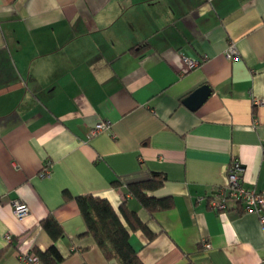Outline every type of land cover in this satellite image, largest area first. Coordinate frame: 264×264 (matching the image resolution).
I'll return each mask as SVG.
<instances>
[{
    "label": "crops",
    "instance_id": "obj_1",
    "mask_svg": "<svg viewBox=\"0 0 264 264\" xmlns=\"http://www.w3.org/2000/svg\"><path fill=\"white\" fill-rule=\"evenodd\" d=\"M202 85L211 94L191 111L182 100ZM256 100L264 101V0H0V264L50 246L58 264H117L83 235L64 191L134 211L156 235L129 232L143 264H259V217L234 202L217 213L207 200L234 159L243 186L264 190ZM101 122L109 128L93 134ZM153 173L165 182L149 195L174 207L151 219L126 187ZM12 199L29 208L25 219ZM48 216L62 238L41 227Z\"/></svg>",
    "mask_w": 264,
    "mask_h": 264
},
{
    "label": "trees",
    "instance_id": "obj_2",
    "mask_svg": "<svg viewBox=\"0 0 264 264\" xmlns=\"http://www.w3.org/2000/svg\"><path fill=\"white\" fill-rule=\"evenodd\" d=\"M164 182L163 175L153 173L148 180L132 183L126 187L128 194L147 211L151 219L155 214L169 211L174 207L171 197L155 198L149 195L158 190ZM114 185L116 186V183ZM62 198L64 201L74 200L76 202L86 226L83 235L92 238L106 261L114 260L117 264H143L137 252L130 245L129 232H142L148 241H152L156 235L134 211L122 204L118 214L106 199L92 195L72 197L64 191ZM41 227L52 240H58L64 236L61 226L52 216L42 220ZM34 253L41 264H58L62 261L54 246H50L43 252L36 250ZM2 254L3 251L0 252V258Z\"/></svg>",
    "mask_w": 264,
    "mask_h": 264
},
{
    "label": "built area",
    "instance_id": "obj_3",
    "mask_svg": "<svg viewBox=\"0 0 264 264\" xmlns=\"http://www.w3.org/2000/svg\"><path fill=\"white\" fill-rule=\"evenodd\" d=\"M225 57L229 60L237 58V51L234 45H230L225 51ZM186 65L192 69L197 65L196 61L184 59ZM256 104H264V101H255ZM109 128L107 122L98 123L93 134ZM243 168L237 159L231 161L228 166L225 182L218 187L214 192L207 196L210 208L217 212H225L228 210V203L234 202L239 204L244 213H254L259 217L261 225H264V190L257 191L254 188H246L241 181V173ZM48 170L44 169L40 173V177H46ZM200 200V199H198ZM10 206L14 216L18 220H23L29 215V208L20 199H12ZM5 240L9 241V236H5ZM202 247L209 249V242L202 241ZM19 261L22 264H41L38 256L34 253L23 254L19 256ZM259 264H264V257L259 261Z\"/></svg>",
    "mask_w": 264,
    "mask_h": 264
},
{
    "label": "water",
    "instance_id": "obj_4",
    "mask_svg": "<svg viewBox=\"0 0 264 264\" xmlns=\"http://www.w3.org/2000/svg\"><path fill=\"white\" fill-rule=\"evenodd\" d=\"M210 94L211 89L207 85H202L185 97L182 104L189 110L195 111L207 100Z\"/></svg>",
    "mask_w": 264,
    "mask_h": 264
}]
</instances>
